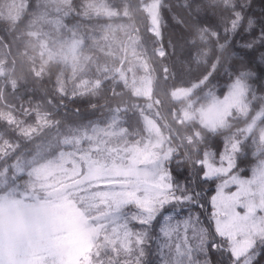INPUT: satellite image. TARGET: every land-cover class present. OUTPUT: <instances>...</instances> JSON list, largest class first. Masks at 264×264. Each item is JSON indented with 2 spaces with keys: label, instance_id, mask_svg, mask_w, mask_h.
I'll return each mask as SVG.
<instances>
[{
  "label": "snow or ice",
  "instance_id": "1",
  "mask_svg": "<svg viewBox=\"0 0 264 264\" xmlns=\"http://www.w3.org/2000/svg\"><path fill=\"white\" fill-rule=\"evenodd\" d=\"M38 4L40 14L32 24L36 31L30 34L40 37L39 45L50 60L69 64L74 72H84L86 64L79 57L87 42L108 44V35L107 30L86 35L79 21L89 13L98 14L102 6L95 0L86 5H75L71 0H28L27 10H37ZM161 6L162 0H156L152 23L142 43L130 39L128 46L148 52L150 44L151 54L163 62L160 79L176 81L169 96L182 114L178 123L196 111L197 98L207 89L211 104L207 108L199 105V118L209 136L204 139L194 133L184 138L197 148L196 159L171 146L150 151L151 142L143 147V155L135 149L101 148V130L95 127L91 136L76 140L77 145L86 144L87 150L76 147L75 158L63 146L58 148L53 153L54 163L68 173V183L55 192L54 198L78 212L88 237L75 260L55 253L45 260L28 258L31 240L18 226L36 221L39 200L28 197L27 186L19 189L17 179L25 171L24 164L18 161L9 166L12 171L0 170V179L10 182V190L0 196V264H264V127L258 125L264 124V0H260L259 13L253 11L255 0H184L181 7L194 13L203 25L186 40L188 55L200 63L208 58L210 48L216 53L186 85L182 83L184 70L171 69L166 63L174 45L171 39L165 41ZM163 6L171 10L170 5ZM172 16L181 23L175 13ZM71 20L76 22L69 23ZM61 32L67 34L66 39L58 38ZM88 59L83 57L84 61ZM97 72L100 75L85 91L110 81L151 101L138 108L145 124V109L158 114L161 101L152 97L157 79L154 67L145 62L127 69L123 65L98 68ZM220 83L226 90L221 92L222 99L213 88ZM56 91L67 95L59 79ZM252 105L255 111L249 118ZM112 112V125L119 124L120 131H126L120 109ZM47 115L44 113L40 120L50 123ZM226 117H243V125L225 134L220 130L231 127ZM214 138H222L215 149L211 143ZM5 144L7 147L0 148V159L19 147ZM44 151L45 147H38L33 160L27 161L29 175L38 176L39 168L33 164ZM231 186L236 190L227 191ZM26 198L33 202L26 203ZM5 244L13 258L4 255Z\"/></svg>",
  "mask_w": 264,
  "mask_h": 264
},
{
  "label": "trees",
  "instance_id": "2",
  "mask_svg": "<svg viewBox=\"0 0 264 264\" xmlns=\"http://www.w3.org/2000/svg\"><path fill=\"white\" fill-rule=\"evenodd\" d=\"M7 1L0 0V6ZM150 1L153 0H95L115 10L116 13L103 15L100 9L98 14L89 13L87 17L80 19V30L84 34L98 35L107 30L108 44H110L108 46L104 41L87 42L83 55L79 57V61L86 64L84 72L78 70L74 72L71 65L59 60H50L48 52L43 51L39 45L40 37L30 34L36 31L32 24L40 14L39 4L37 10L29 12L28 0H23V5L15 17L0 12V64L5 68V76L0 77V148L7 147L5 142L19 145L11 155L0 159V170L9 169L10 165H15L18 161L23 163L33 160L38 147H45V151L36 157L38 163H35V166L42 165V162L45 163L48 159L53 160L55 158L53 153L61 146L65 152L69 153L71 149L64 145V141L70 136H85V134L91 136L93 127L101 130V141L110 139L105 141V146L112 145L119 149H139V151L143 149L151 139L153 131L150 133V130L146 128L138 108L151 101L144 95H133L130 90L110 81L101 87L93 88L92 91H85L86 88L91 87L94 78L100 75L97 72L98 68L103 69L105 66L118 68L123 58L124 68L146 62L149 67L155 69L154 74L157 79L152 97L153 99L158 97L161 105L158 114L148 109L145 111L148 118L157 126V132L165 145L164 150L171 146L178 149L181 154L187 153L191 159H196L197 148L188 144L184 138L199 133L201 137L207 139L208 129L201 123L196 113L186 119L183 117L184 122L178 123L182 114L174 108L169 96V91L176 85V81L160 79L163 62L151 54L150 44L147 45L149 51L145 52L142 47L132 50L125 41L131 34V39H137L141 43L142 38L146 37L151 21L144 5ZM71 2L75 5H86L91 0H71ZM183 2L184 0H162L159 11L163 17L165 41L171 39L174 45L169 49L166 63L171 69L184 70L185 76L182 83L186 85L195 74L207 67L209 60L216 53L214 48H210L208 58L200 63L195 62L188 55L189 45L186 40L195 36L197 29L203 25L194 13L181 7ZM163 5H170L171 10ZM253 11L256 13L261 11L260 0H255ZM173 13L181 23L173 19ZM75 22V20L69 21V23ZM44 30H48V25L44 26ZM58 38L66 39L67 34L61 32ZM127 47L128 50H126ZM83 57L89 59L84 61ZM256 63H259L258 59ZM253 70L256 69L253 68ZM220 76L223 77L222 72ZM57 79L63 84L66 96L57 93ZM85 80L89 83L85 84ZM213 88L217 97L223 98L221 92L226 93L225 85L220 83L218 87L213 85ZM73 93H75L74 98ZM197 99L198 105L194 106L196 109L199 105L205 106L211 102L207 96V89L200 92ZM115 108H119L120 114L124 117L123 127L126 128L124 132L120 131L121 125L111 123L112 110ZM254 111L255 105L250 106L249 118ZM44 113L48 114L45 119L50 123L40 120ZM233 114L236 115L235 110ZM226 119L229 120L231 127L220 130L225 134L235 131L244 122L243 117L236 120L228 117ZM89 122L96 123L89 125ZM80 125L86 127L78 129L77 126ZM258 125L264 127V124L259 122ZM33 128L35 131H32ZM219 140L222 138L213 139L211 142L213 149ZM83 146L87 147L86 144ZM199 147H203V144ZM8 150L11 151L10 148ZM70 155L72 156L73 153L71 152ZM180 171L183 173L184 170L180 169ZM27 172L18 176L17 179L21 191L29 181ZM248 175L250 176V171ZM2 181L3 179H0V183ZM9 190L10 182L6 181V184L0 187V194H7ZM207 191L205 187V192Z\"/></svg>",
  "mask_w": 264,
  "mask_h": 264
},
{
  "label": "rangeland",
  "instance_id": "3",
  "mask_svg": "<svg viewBox=\"0 0 264 264\" xmlns=\"http://www.w3.org/2000/svg\"><path fill=\"white\" fill-rule=\"evenodd\" d=\"M95 3L97 6H102L100 7V9H102L101 13L103 15H113L116 13L115 10L105 6L102 2ZM154 4H156V0L150 1L149 3L144 5V8L149 14L151 23L152 17L155 13V9L153 8ZM22 5L23 0H8L5 4L0 6V12L15 17L16 14L20 11ZM131 35L127 36L125 40L127 46L129 45V41L132 38ZM178 46H180L181 48L180 44H178ZM126 50H128V47L126 48ZM123 62L124 58L120 65H123ZM4 76L5 68L0 64V77ZM210 104L211 102L204 107L207 108ZM194 113L197 114L198 119L200 120L199 108L196 109V111L189 112L186 116H184V119L188 118ZM145 125L146 128L150 130V133H152L153 131L151 139L149 140V142H151L150 151L164 150L165 145L163 140L159 136V133L157 132L158 130L155 122L148 118ZM154 134H156V136H153ZM87 136L88 134H85V136H70L68 137V139H66L68 143H65L66 140L64 141V145L70 147L71 150H69L68 152L70 154L71 152L73 153V158L76 157V147H85L83 145H77L76 140L79 138H86ZM105 141H110V139L107 138L102 141L100 145L101 148L107 147L110 149H119L117 147H113L112 145L105 146ZM149 142H147V144ZM84 150H87V147H85ZM136 152L143 155V149H141L140 151L139 149H137ZM100 155L104 156L106 154L101 153ZM54 161L55 158L53 160L48 159L45 163L42 162V165L37 166H35L34 162L33 166L39 168V174L38 176L36 174H28L29 181L24 185V187L27 186L28 188V197L34 196L39 200V204L36 209V221L31 224H21L18 226V230L20 232L30 237L31 251L28 258L31 260H45L50 258L53 253L69 260H75L77 256L84 250V246L88 238L87 233L83 229L82 219L78 212L72 207H69L67 204L58 203L54 198L55 192L59 189H62L68 183V173L63 168L57 166ZM21 164L25 165V171L23 173H25L26 171H30V168L27 166V162H23ZM23 173L19 174V176ZM5 184L6 181L3 180L0 183V187ZM20 188L23 189V186L20 185ZM235 190V186H231L229 189H227V191L230 192ZM4 195L6 194H0V196ZM17 199H19L18 196ZM25 202L30 203L33 201L29 198H26ZM3 252L7 258H13L12 251L7 246V244H5Z\"/></svg>",
  "mask_w": 264,
  "mask_h": 264
}]
</instances>
